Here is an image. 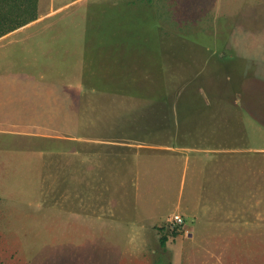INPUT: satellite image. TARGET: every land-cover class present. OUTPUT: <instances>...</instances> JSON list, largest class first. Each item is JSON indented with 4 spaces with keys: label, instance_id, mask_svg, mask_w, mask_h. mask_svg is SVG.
<instances>
[{
    "label": "rangeland",
    "instance_id": "obj_1",
    "mask_svg": "<svg viewBox=\"0 0 264 264\" xmlns=\"http://www.w3.org/2000/svg\"><path fill=\"white\" fill-rule=\"evenodd\" d=\"M56 8L0 39V264H264V0Z\"/></svg>",
    "mask_w": 264,
    "mask_h": 264
},
{
    "label": "crops",
    "instance_id": "obj_2",
    "mask_svg": "<svg viewBox=\"0 0 264 264\" xmlns=\"http://www.w3.org/2000/svg\"><path fill=\"white\" fill-rule=\"evenodd\" d=\"M76 1H79V0H65V2H63V5L60 6V7H57L55 6V0H43L42 3H40L38 5V0H37V5L36 7H34L35 9H42L40 10L38 13V15H36L35 17L31 18L30 21L26 22V23H15L14 25H12L13 27L15 28H9V29H4V30H0V39L8 34H10L11 32L13 31H16L22 27H30L32 26L33 24H36L37 22H40L41 20H43L44 18V13L48 12V11H53L51 9H54V7L56 9H59V8H62V7H67L69 6L71 3L73 2H76ZM0 2H3V3H7L6 5L7 8L5 9H1V7H3L2 4H0V22L1 21H4V20H8L9 18L6 16L5 12L7 10H10L12 12V15L13 16H16L18 12V9L20 7L23 6V2L22 0H0ZM41 11H44V12H41ZM3 22L0 23V25L2 24ZM4 26H6L4 23L2 24ZM11 26V27H12ZM2 40V39H1ZM188 233V232H187ZM188 235H190V233H188ZM179 258V264H180V255L178 256ZM176 262V261H175Z\"/></svg>",
    "mask_w": 264,
    "mask_h": 264
},
{
    "label": "built area",
    "instance_id": "obj_3",
    "mask_svg": "<svg viewBox=\"0 0 264 264\" xmlns=\"http://www.w3.org/2000/svg\"><path fill=\"white\" fill-rule=\"evenodd\" d=\"M174 220H175V222H181L179 215H175Z\"/></svg>",
    "mask_w": 264,
    "mask_h": 264
},
{
    "label": "trees",
    "instance_id": "obj_4",
    "mask_svg": "<svg viewBox=\"0 0 264 264\" xmlns=\"http://www.w3.org/2000/svg\"><path fill=\"white\" fill-rule=\"evenodd\" d=\"M161 264H167V263H161Z\"/></svg>",
    "mask_w": 264,
    "mask_h": 264
}]
</instances>
